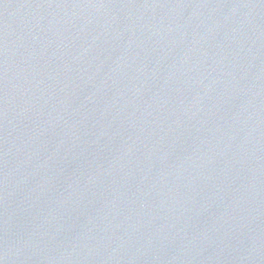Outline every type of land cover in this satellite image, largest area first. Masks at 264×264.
Listing matches in <instances>:
<instances>
[{"label": "water", "instance_id": "1", "mask_svg": "<svg viewBox=\"0 0 264 264\" xmlns=\"http://www.w3.org/2000/svg\"><path fill=\"white\" fill-rule=\"evenodd\" d=\"M0 264H264V0H0Z\"/></svg>", "mask_w": 264, "mask_h": 264}]
</instances>
